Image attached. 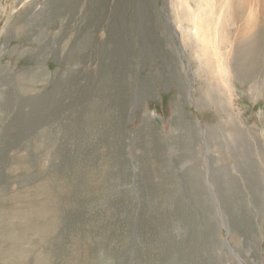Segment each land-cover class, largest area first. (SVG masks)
<instances>
[{"label":"rangeland","instance_id":"rangeland-1","mask_svg":"<svg viewBox=\"0 0 264 264\" xmlns=\"http://www.w3.org/2000/svg\"><path fill=\"white\" fill-rule=\"evenodd\" d=\"M175 3L0 0V264H264V91L232 70L230 107Z\"/></svg>","mask_w":264,"mask_h":264},{"label":"bare ground","instance_id":"bare-ground-1","mask_svg":"<svg viewBox=\"0 0 264 264\" xmlns=\"http://www.w3.org/2000/svg\"><path fill=\"white\" fill-rule=\"evenodd\" d=\"M252 1L253 0H239L237 3L234 0H176L174 5V19L177 25L176 28H178V32L180 33V40L185 47H194L199 62L204 61L214 65L216 75L214 74L212 78L216 80L215 90L217 89L218 93L226 99L230 107H234L232 104L234 92L229 80L230 76H232L230 74L232 70H234L232 72L236 73L234 74L235 78H243L246 84L252 85V92H250L251 98L262 96L264 91V88L260 87L261 76L257 73L262 56L259 57L256 54L262 55L261 53L264 50V26L260 25L256 20L257 13H264V0H256V9H254V5L249 8V12H247L245 18V24L242 27L240 26L241 28H236L238 30L240 29V31L234 33L236 34L233 40L234 42L232 38H230L229 33L230 24L234 22V10L241 7V5L247 6L248 4H253L255 0ZM221 48L222 50L225 49L224 52H222ZM234 53L238 54V59L234 58ZM239 60L245 62L247 66L237 71L236 64ZM203 68L205 69L204 66ZM249 70H251V72H249ZM202 74H204V71H202ZM209 75H212V71H209ZM202 82L205 91H210L211 89L209 86L212 84H208L206 79ZM217 97L220 96L217 95ZM217 102V105H220V107L223 106L220 100ZM0 103H2L0 104V109L7 105L2 100H0ZM240 113L241 111L238 110L237 117L239 118ZM227 117V121L225 122L226 127L224 128L225 134L227 135V139H229L230 146L233 147L239 157H242L243 160L246 161H242L244 162V164L242 163V179L250 180L252 170L251 161L248 157L249 146L247 138L245 134L242 133L243 131H240L238 126L233 125L231 117ZM239 122L241 121L239 120ZM229 124H231V126H229ZM232 126H234L233 131L230 128ZM251 131L253 134L255 133L257 135L255 139L256 137H264V133L261 135L257 132L255 125L251 126ZM226 142L229 143L227 140ZM258 144L260 143L258 142ZM252 150L258 151V157L260 160L264 161V142L262 147L256 146ZM262 169L263 173L264 167ZM253 182L254 181L250 180L251 186H253ZM194 187L198 188L199 185L194 184ZM258 191L259 187H257L256 191L254 190L251 192L253 194L252 196L259 195Z\"/></svg>","mask_w":264,"mask_h":264}]
</instances>
